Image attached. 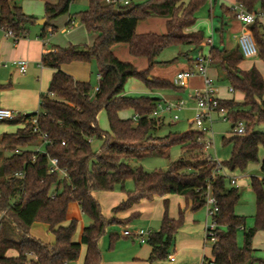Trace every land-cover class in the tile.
<instances>
[{
	"label": "trees",
	"instance_id": "trees-1",
	"mask_svg": "<svg viewBox=\"0 0 264 264\" xmlns=\"http://www.w3.org/2000/svg\"><path fill=\"white\" fill-rule=\"evenodd\" d=\"M46 22L41 26V37L56 28L51 19L69 13L74 0H43ZM207 0H143L126 4L107 0H88L86 9L70 14L67 26L75 19L95 39L91 45L69 44L53 46L43 53L41 64L53 70L47 89L39 94V110L19 114L12 119L0 120L17 125L15 132L0 136V264H69L76 261L84 247L82 264H100L99 239L110 225L130 222L138 217L131 213L125 219L106 217L93 191H113L120 188L126 198L112 208V212L129 209L141 199L176 194L183 196L191 211L205 206L208 192L215 197L218 210L213 215L217 240L211 244L213 264H252L251 240L257 230H264V178L250 177L255 196L253 227L245 228V217L235 214L240 199L238 187L227 185L223 174H215L216 163L204 154L203 132L189 129L169 132L164 136L154 133L163 126L161 119L151 117L157 98L148 95L127 96L123 93L129 78H136L149 89L169 88L173 85L163 79L148 80L155 58L163 49L173 45L197 48L203 41L201 31H186L195 24V13ZM249 12L264 13V0H234ZM114 9H129L126 14L115 15ZM221 13L235 18L230 7L220 5ZM158 16L166 19L164 34L135 32L139 20ZM37 17L25 14L14 0H0V29H10L14 39L27 36ZM257 48V56L264 61V26L256 20L248 26ZM126 43L132 56L145 57L147 67L136 68L131 62L116 57L111 47ZM210 64L222 74L230 87L243 94L241 101L219 99V107L227 110L231 135L223 140L231 144L230 157L220 162L229 170H244L258 160V149L264 147V132L257 127L264 124V81L254 66L242 70L243 60L239 48L226 50L212 45ZM98 67V84L91 95L89 81L75 80L64 72L61 64L91 62ZM176 88V87H175ZM101 110L105 111L108 131L97 122ZM131 110L133 117L122 119L118 112ZM36 117L35 124L32 118ZM135 117V118H134ZM238 121L245 132H232ZM36 129L34 130V128ZM100 141L97 149L91 142ZM178 146L182 155L170 162L166 170L147 172L141 166L130 164L146 156H168L164 150ZM33 147V148H30ZM35 147V148H34ZM39 148V150H36ZM1 150H10L2 157ZM17 150V152H16ZM58 159L66 176L48 172V159ZM264 174V158L260 162ZM132 189L125 190L126 181ZM78 202L83 215L90 219L84 226L80 240H74L77 219L67 220V206ZM164 212L157 231L147 238L150 253L147 261L168 259L169 247L177 230L183 225L180 210L176 218L168 216V200L163 201ZM48 225L54 236L46 243L30 234L34 222ZM222 226L226 228L221 229ZM242 228V244L236 241V231ZM118 237L112 233L109 239ZM113 247V246H112Z\"/></svg>",
	"mask_w": 264,
	"mask_h": 264
},
{
	"label": "rangeland",
	"instance_id": "rangeland-1",
	"mask_svg": "<svg viewBox=\"0 0 264 264\" xmlns=\"http://www.w3.org/2000/svg\"><path fill=\"white\" fill-rule=\"evenodd\" d=\"M43 1V0H42ZM85 0H76L71 4L70 6V12L76 13L78 11L84 10L87 7V4H84ZM133 3H140L143 0H129ZM224 4L226 6H231L234 3V0H223ZM44 5V1H43ZM208 4L204 5L200 10H198L195 13V17L202 19L204 18V21H200V27H198V30H200L203 34L204 38H207L208 35L205 33L204 24L205 19L207 21L209 20L208 12ZM44 10V8H43ZM215 17L214 21L217 26L219 25V20L217 18L220 17L218 6L215 7ZM63 15L58 16L61 17ZM233 18V17H232ZM160 22L158 21L156 24L152 23L151 26L147 27L145 26L146 22H142L140 24L141 26H144L145 29L142 32H147L148 28L150 29H157L159 33L157 34H164L166 30L165 22L163 18H159ZM76 23H80L78 19L74 20ZM151 23V22H150ZM33 25L30 26L28 37H32V31H33ZM138 28L140 31L141 28ZM161 28V30H160ZM70 27L68 26H62L58 27L55 31V35L58 38H65L67 34V30H69ZM138 31V32H139ZM161 31V32H160ZM155 31H153L154 33ZM239 33H235L234 31L227 30L224 33V44L227 49H233L237 46V36ZM5 32L0 29V48L5 49L6 47H12V39L11 38H5L4 37ZM49 35V32L47 33V37ZM214 42L215 44H218L219 41V34L217 31H214ZM122 45V44H121ZM46 46H50V44H47ZM182 53H186L187 56H184ZM196 50L191 47L190 45H173L168 46L165 49L161 51V53L155 58L157 63L150 69L149 73L150 76H157L164 79H167L169 81H173L174 76L178 71H185L188 66V60L189 58L195 57ZM120 54V53H119ZM129 57L128 59H122L123 61L131 62L136 68L142 70L147 67V60L143 57H133L127 54ZM125 56V55H122ZM13 59L9 58H2L0 56V84H7L10 82L15 87L18 85H24L26 86V83H28L29 80H31V74L35 75L36 71V65H33V63H30V68L28 69V73L26 75H22L18 71H16L15 66L12 64ZM90 72H91V79L89 80L90 86L92 88L91 95L94 93L95 88L97 86V71H96V62L92 60L90 62ZM256 64V66L259 68L260 72L264 76V63L262 60L259 59V57H252V58H245L244 61L241 63L242 68H247L248 66H252V64ZM133 79H130L127 81V83L124 86L125 95L127 96H140V95H148L154 98H157L159 94L162 95H177L181 97L185 102L186 109L179 110L178 120H173L170 118L168 114H166L165 123L162 127L157 129L155 131L156 136H164L169 132H185L189 129H194L195 127L193 124L190 123L191 119L194 116V111H190L187 109V105H189L190 100L188 99V94L191 92L190 88L179 90L176 88H164L160 90H155L147 93H140L138 91H134L132 87V83H134ZM41 77L39 81H36L34 79V83H36L37 87L38 84L41 83ZM195 84H199V81H196ZM35 85V86H36ZM42 86V83H41ZM214 88L216 89L215 92H217L218 96L221 95V93L225 92L229 85L227 80L224 78L222 74L219 75V77L214 80L213 84ZM229 96H233L231 93ZM235 98L237 101H240L241 99V92H236ZM193 104V103H192ZM39 109V106H37V109ZM35 110V109H34ZM22 113V112H21ZM130 115L129 111H126L122 114V116ZM97 122L99 127L102 130L107 131L108 125H107V118L104 110H101L97 116ZM209 127V124L207 125ZM231 123L229 120L222 118V116L218 115L217 113L212 114V121H211V128L208 132H204V137L202 139L203 142L208 143L207 146L204 149L205 156L212 158L216 161L223 162L228 160L230 157V151H231V144L226 142V140H223V137L227 138L231 135ZM16 130V127L14 125L8 124L6 122H0V136L3 133H12ZM258 131L264 132V124H261L257 127ZM99 144L97 142H93L92 148L95 150L97 149ZM33 148V147H30ZM35 148V147H34ZM168 151V156L163 155H154V156H146L140 160H131L130 164L134 166H141L145 171L150 172L154 170H166L170 162L177 160L181 155L182 151L178 146H171L169 149H165L164 152L166 153ZM1 156L5 157L10 154V150H1ZM264 158V147H259L258 149V160L256 162H251L247 165V167L244 170H229L227 167H222L221 174H223L226 177V183L227 185H231L229 180L232 177L236 178L237 181V187L240 191V199L238 200V203L234 207L235 214H238L240 216L245 217V228L253 227L254 225V215H255V198H254V192L252 191L249 183H250V176L254 175L258 178H264V174L260 170V162ZM1 159V158H0ZM132 182L126 181L124 185L125 190L132 189ZM120 188H116V191H120ZM177 196H172V199L170 200V203L168 204V213H173L175 217L177 216L178 212V206L182 207L180 204L182 203V198ZM180 199V200H178ZM102 208L103 210H106L107 203L102 201ZM179 204V205H178ZM148 212L147 217L141 218L138 217L137 219H134L132 223L130 224L131 229L136 230L137 228H143V229H150L152 232L157 231L160 227V221H161V205H157L156 203L152 204V207L146 208ZM117 213V212H116ZM192 213V216L195 220V222L192 224V222L186 221L184 224V227L174 236V239L169 247V253L174 254L177 259H182V256L184 255H192L195 254V252H202L204 257L207 259H210V247L212 242L209 240H205L204 236V242L201 238V243L194 245L191 243V239L189 237V234L192 233H199L201 235L202 228L204 226V208H200L197 211H191L188 209L185 214ZM68 214H72V212L69 210ZM115 219H120L116 217H112ZM125 219V218H121ZM90 223V219L82 215V218L80 221H78L77 224V230L74 234V239H77L80 236L81 230L84 226L88 225ZM126 224V223H124ZM122 224V225H124ZM126 228V227H125ZM225 226H222L221 229H225ZM123 230V227L121 225L113 224L110 225L107 230L106 234L103 235L99 241L98 246L101 251V262L102 264H147L145 260L148 258L149 252H150V246L147 242L145 243H139L135 238L133 237H123L121 236V232ZM264 232V230H257L254 234L253 241L255 242L257 240L256 236L257 233ZM115 233L118 235V237L112 241L109 239L110 234ZM242 234L243 230L242 228H238L236 231V241L238 245L242 244ZM113 246V247H112ZM82 254V255H81ZM255 254V253H254ZM253 254V256H254ZM84 257V247L81 250V253L76 261L71 262L70 264H82ZM256 259H262L264 260V252L255 254L254 256ZM162 264H167V260L162 261ZM200 264V263H199ZM252 264H264L263 261H255Z\"/></svg>",
	"mask_w": 264,
	"mask_h": 264
},
{
	"label": "crops",
	"instance_id": "crops-1",
	"mask_svg": "<svg viewBox=\"0 0 264 264\" xmlns=\"http://www.w3.org/2000/svg\"><path fill=\"white\" fill-rule=\"evenodd\" d=\"M14 1L17 5H19L21 7L22 11L25 14L35 16V17H37V20L43 19V18L46 19L44 17L43 1L42 0H14ZM74 1H76V0H74ZM127 1H129V0H127ZM84 4H88V0H85ZM207 4L209 6L208 7L209 8V12H208L209 20L207 21V19H205L206 22L204 24V29H205L206 35H208V37L212 38V43L206 44L205 41L208 37L207 38L203 37V41L201 42V44L197 48H194L196 50L195 55L199 51H202L204 54L209 55V48L212 45L220 46L226 50H231V49H227L225 47L224 38H223L224 33L228 29L231 31H234L235 33H240V31L243 29V25L238 20H236L235 18L229 17V16H225L221 13L220 5H222V4L225 5L223 0H207L205 5H207ZM216 6H218V9H219L218 13L220 14V17L217 18L219 20L218 26H217V24H215V21H214V18L217 17V16H215V13H216L215 7ZM228 7H230V6H228ZM70 14H72V13L70 12V9H69V13L63 14V16H61L59 18L57 17V18L51 19L49 21V24L54 26L57 30V28L59 26L62 27V26H65L67 24L69 17H70L69 16ZM159 18H163L164 22L166 23V19L164 17L150 16V17L141 19L137 22L135 32L137 34L153 33V31H155L154 33H156V34L159 33L157 31V29H150V28H148L147 32H142V31H144L143 29H145V28H144V26L140 27V24H142V22H144V23L146 22L145 26H147V27L151 26L152 23L156 24L158 21L160 22ZM200 21H204V18H202V19L199 18V20H198V18H196L195 24L192 27L187 28L185 30L186 31H200V30H198V27H200V24H199ZM261 22L264 26V19L261 20ZM33 26L34 27H33V31H32V37L25 36L22 38H18L17 40H15L14 37H5L6 39L11 38L13 40L12 41V47L11 48L6 47L5 49L0 48V56L3 59L9 58V59H13L12 61L18 60V59H24L27 61V70L22 75H26L28 73V69L30 68V63H33V65H36V71L37 72L35 73L34 77L31 74V77H30L31 80H29L28 83H26V86L21 84V85H18L15 87L10 82H8L5 85L0 84V107L9 108V109L15 110L19 113L22 112L21 114H27V113H32V112L38 111L39 109L38 110H36V109H37V106H39V94L41 92H45L47 89V86H48V83H49V80H50V77L52 75L53 70L51 68L45 67L41 64V57H42L43 53L51 51L53 49V46L66 47L69 44L91 45L95 39V36H96L94 34H89L81 23L78 24L75 21L72 22L70 29L67 30V34H66L65 38H58L55 35L56 30L49 32V35H48L49 37H47V36L41 37L40 33L42 31V28H41L42 25L37 24V22H36ZM139 27L141 28L140 31L138 30ZM160 30H161V28H160ZM214 31H217L219 34L218 44H215V42H214V38H213ZM165 32H166V30H165ZM47 44H50V46H46ZM236 47L239 48L238 43H237ZM111 50H112L113 54L118 58L129 60V57L127 54L132 56L128 51V45L126 43L114 44L111 47ZM182 54L184 56H187L186 53H182ZM122 55H125V56H122ZM255 56L258 57L257 54ZM133 57H135V56H133ZM252 57H254V56H252ZM252 57H248V58H252ZM143 58H145V57H143ZM244 59L245 58L243 57V60L239 63L238 66L242 70H248L251 66H248L247 68L241 67V63L244 61ZM262 62L264 63V61H262ZM90 64H91L90 62L87 63V62L74 61V62H70V63L61 64L60 68L64 72L70 74L75 80L89 81L91 79ZM252 66L256 67L258 69V71L260 72V70L256 66V64L253 63ZM16 71H17V69H16ZM96 71H97V77H99L97 65H96ZM187 71L193 72V75L187 77V79L185 80V85H183V86L174 84V78L176 75L174 76L173 81H169V80L161 78V77L150 76V73H149V76L147 77V79L151 80L152 78H156V79L167 80L173 85L172 88L176 87V89H179V90H184V89L190 88L191 92L188 94V99L190 100V102H189V105H187V109L190 111H192V110L194 111L195 101L192 98H190L189 96L192 95L193 93H195L196 91H202L204 89V79H203V76L198 74L196 71L194 57L189 58L188 66H187L185 71H178L177 73L187 72ZM260 74H261L263 81H264L263 74L261 72H260ZM207 75L212 79L213 84H214V80H216L220 75L218 69L215 66H213L212 64H210V62L207 65ZM40 77H41V81H42L41 82L42 86H41V83H39L38 87H37L36 83H34V79H36V81H39ZM130 79L135 80V81H133L134 83H132V87H131L134 91H138L140 93H147L148 91L151 92V91H155L156 89L160 90L159 88L149 89L148 87L145 86V84L143 82H141L140 80H138L136 78H129L127 81H129ZM196 81H199V84H195ZM97 84H98V81H97ZM229 87H230V85L226 89H224L226 91L221 93L220 96H218L217 92H215V95L219 99H234V100H236L235 95H236V92H238V91H235V90L231 91L229 89ZM161 89H164V88H161ZM95 90H96V88H95ZM123 93L125 94V91H123ZM230 93L233 96H229ZM242 98H243V94L241 93L240 99L242 100ZM157 99H158L157 103L165 104L167 102H176L182 98L177 96V95L159 94ZM185 106L186 105L184 102L183 109H186ZM126 111H129L130 115H127L126 117L122 116V114ZM172 113L167 112V111H164L161 113L162 116L160 119H161L163 125H164L165 119L167 117L166 114H168L171 118ZM118 115L122 119L133 117L131 110L120 111V112H118ZM107 125H108V123H107ZM14 126L16 128L18 127L17 125H14ZM108 130H109V128H108ZM14 132H15V130H14ZM203 137H204V133H203ZM93 142H97L100 145V141L94 140L91 142V144H93ZM166 153H168V151ZM232 178L235 180V182L237 184L236 178L235 177H232ZM249 185H250V183H249ZM92 196L99 202L100 207H101V212L104 216L116 217V218H120V219L121 218H127L131 213H134V212L138 213V217L145 218L148 215V212H145V211H147L146 208L147 207L151 208L153 203H156L158 206L161 205V212H162L161 218H162L163 212H164V207H163L164 199H167L168 202L170 203L172 196H177L176 198L181 197L183 201L180 205L182 207L178 206L179 208H178L177 216H178L179 211L182 210L183 215H184V222H183V225L177 230L176 234L184 227V224L186 223V221L192 222V224L195 222V220L192 216V213L185 214V212L188 209H190V207H189V204L185 201L184 197L180 196V195L167 194L165 196H154L153 199H151V200L141 199L138 203L133 204L129 209H127L125 211L117 212V213H113L112 208L126 198V194L123 190H120V191H116V190H113V191H93ZM254 198H255V196H254ZM178 200H180V199H178ZM102 201L107 203L106 210H103V208H102V204H101ZM203 208H204V226L202 228L201 235L198 232L197 233L191 232L189 234V237L192 240L191 243H193L194 245H196L198 243L200 244L201 238H202V241L204 242L205 226L209 221V217L206 214V207H203ZM69 210L72 212V214H70V215L68 214ZM82 215H83V213L80 209L78 202H70L68 204L67 213H66L67 220L77 219L78 221H80V219L82 218ZM168 216L170 218H176L177 217V216L175 217V215L173 213H168ZM138 217H136L135 219H137ZM132 221L127 222L124 225H121L123 227V230L129 229L131 231H134V229H131V227H130V224L132 223ZM83 228H82V230H83ZM82 230H81V232H82ZM30 234L32 236L40 239L43 242H46V243H53L54 242V236L49 231L48 225L45 223L38 222V221L34 222L30 227ZM120 235L125 237V238L130 237V236L123 235L122 232ZM80 236H81V233H80ZM80 236L74 240L79 241ZM254 237L255 236H253V238L251 240V246L253 249V254L254 253L257 254V252H259V253L264 252V232L257 233V236H256L257 240L255 242L253 241ZM82 249H83V246L81 247V250ZM81 250H80V253H81ZM210 251H211V247H210ZM255 254H254V256H255ZM170 255L174 256V261L171 262L167 259V264H199L204 259V255L202 252H195V254H192L190 256L184 255V256H182V259H177L174 254H170ZM145 262L147 264H162V261H155V262L149 263L147 261V259L145 260ZM100 264H102V262H100Z\"/></svg>",
	"mask_w": 264,
	"mask_h": 264
},
{
	"label": "built area",
	"instance_id": "built-area-1",
	"mask_svg": "<svg viewBox=\"0 0 264 264\" xmlns=\"http://www.w3.org/2000/svg\"><path fill=\"white\" fill-rule=\"evenodd\" d=\"M117 3L126 4L127 0H107ZM230 9L235 14V19L238 20L242 25L243 29L237 36V43L239 50L244 58L252 57L257 54V48L251 31L249 30L248 26L252 24L256 20H263L264 13L259 11L249 12L245 9V7L240 3H233L230 6ZM5 32L4 37H14L13 32L10 29H3ZM205 43H212V38L208 37ZM194 62L196 66V71L198 74L203 76L204 79V89L202 91H196L189 97L195 101L194 106V116L191 119V123L200 132H208L211 128V121H212V114L217 113L218 115L222 116V118H227V110L223 107H219V98L215 95V89L212 83V79L207 75V65L210 62V57L207 54H204L202 51H199L195 57ZM12 64L15 66L17 71L21 74L25 73L27 70V61L24 59H18L12 61ZM193 75V72H180L177 73L174 78V84L183 86L185 85V80L187 77ZM231 91L233 89L229 87ZM184 107V100L180 99L176 102H167L165 104L157 103L155 109L151 113V117L161 118L162 112H173L171 118L173 120H178V111L182 110ZM21 113L11 110L9 108L0 107V120L12 119ZM135 118V117H134ZM37 121L36 117L32 118V123L35 124ZM209 124V127L207 126ZM36 127L34 128V130ZM235 134H242L245 132V125L242 121H238L235 127L232 130ZM202 141V139H201ZM203 142V141H202ZM204 143V148L207 146L208 143ZM36 150H39L37 148ZM17 152V150H16ZM210 161L215 162L216 172L215 174H221V164L219 161H216L212 158H209ZM48 172H58L61 176H66V171L64 168H60L58 165V159L55 157H50L48 159ZM230 184L237 187L235 180L231 178L229 180ZM206 207V214L209 217V221L205 226V240H209L214 243L217 240L216 236V229L218 228L216 222L213 220V215L217 212L218 206L215 197L208 192L206 197L205 206ZM150 229H143L138 228L134 231L129 229H124L122 234L125 236H130L135 238L139 243H145L147 241L148 235L150 234ZM169 261H174V256H168ZM200 264H213L211 260H203Z\"/></svg>",
	"mask_w": 264,
	"mask_h": 264
},
{
	"label": "water",
	"instance_id": "water-1",
	"mask_svg": "<svg viewBox=\"0 0 264 264\" xmlns=\"http://www.w3.org/2000/svg\"><path fill=\"white\" fill-rule=\"evenodd\" d=\"M128 11H129V9H114L113 13L115 15H122V14H126ZM36 22H37V24L43 25L46 22V19H44V18L38 19Z\"/></svg>",
	"mask_w": 264,
	"mask_h": 264
}]
</instances>
